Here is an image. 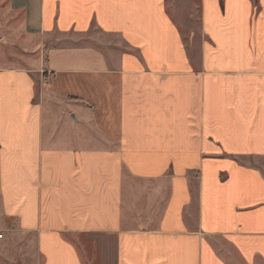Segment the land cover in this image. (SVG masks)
Returning a JSON list of instances; mask_svg holds the SVG:
<instances>
[{
	"label": "crops",
	"instance_id": "crops-1",
	"mask_svg": "<svg viewBox=\"0 0 264 264\" xmlns=\"http://www.w3.org/2000/svg\"><path fill=\"white\" fill-rule=\"evenodd\" d=\"M2 2L0 255L264 264V0Z\"/></svg>",
	"mask_w": 264,
	"mask_h": 264
},
{
	"label": "rangeland",
	"instance_id": "rangeland-1",
	"mask_svg": "<svg viewBox=\"0 0 264 264\" xmlns=\"http://www.w3.org/2000/svg\"><path fill=\"white\" fill-rule=\"evenodd\" d=\"M256 4L255 9H258L257 0H253ZM199 0H168V13L172 16L176 22V26L182 34L183 45L186 49L189 50L190 56L193 54L194 49H196L199 43V11H198ZM0 3V14H3L5 11V5L3 6ZM2 5V6H1ZM1 32V31H0ZM4 33V31H2ZM0 33V43L4 44V35ZM95 41V40H93ZM92 40H89L88 43L96 46L97 43H94ZM3 55L0 53V57ZM0 264H19L12 261V259H6L4 256L0 255Z\"/></svg>",
	"mask_w": 264,
	"mask_h": 264
},
{
	"label": "built area",
	"instance_id": "built-area-1",
	"mask_svg": "<svg viewBox=\"0 0 264 264\" xmlns=\"http://www.w3.org/2000/svg\"><path fill=\"white\" fill-rule=\"evenodd\" d=\"M2 238V235H0V239Z\"/></svg>",
	"mask_w": 264,
	"mask_h": 264
},
{
	"label": "trees",
	"instance_id": "trees-1",
	"mask_svg": "<svg viewBox=\"0 0 264 264\" xmlns=\"http://www.w3.org/2000/svg\"><path fill=\"white\" fill-rule=\"evenodd\" d=\"M255 6H256V4H255Z\"/></svg>",
	"mask_w": 264,
	"mask_h": 264
}]
</instances>
